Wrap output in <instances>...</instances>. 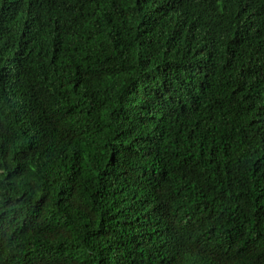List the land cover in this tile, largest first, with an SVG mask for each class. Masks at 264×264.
Segmentation results:
<instances>
[{
  "label": "trees",
  "instance_id": "trees-1",
  "mask_svg": "<svg viewBox=\"0 0 264 264\" xmlns=\"http://www.w3.org/2000/svg\"><path fill=\"white\" fill-rule=\"evenodd\" d=\"M0 0V264H264V0Z\"/></svg>",
  "mask_w": 264,
  "mask_h": 264
},
{
  "label": "clouds",
  "instance_id": "clouds-1",
  "mask_svg": "<svg viewBox=\"0 0 264 264\" xmlns=\"http://www.w3.org/2000/svg\"><path fill=\"white\" fill-rule=\"evenodd\" d=\"M32 1H35V0H32ZM16 12H17V15L20 17V20H25L29 14L28 0H21L20 5L16 8Z\"/></svg>",
  "mask_w": 264,
  "mask_h": 264
}]
</instances>
